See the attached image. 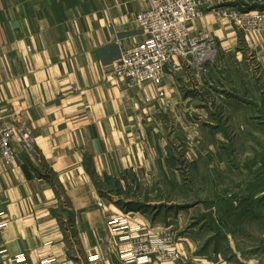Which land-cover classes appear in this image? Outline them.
I'll list each match as a JSON object with an SVG mask.
<instances>
[{
	"label": "crops",
	"instance_id": "crops-1",
	"mask_svg": "<svg viewBox=\"0 0 264 264\" xmlns=\"http://www.w3.org/2000/svg\"><path fill=\"white\" fill-rule=\"evenodd\" d=\"M261 1L205 11L191 33L213 36L212 56L200 65L187 59L161 85L130 86L113 66L148 38L135 21L146 4L0 0V119L21 130L12 141L16 162L7 165L0 150V222L7 223L0 264L19 255L26 264H125L119 254L129 246L109 225L122 215L170 232L172 213L181 216L165 191L172 126L195 122L192 112L210 105L204 89L234 84L237 67L220 66L226 57L249 64L253 55L264 76V30L242 32L219 14L258 11ZM228 247L233 255H218L219 264H264L263 253L242 258Z\"/></svg>",
	"mask_w": 264,
	"mask_h": 264
},
{
	"label": "rangeland",
	"instance_id": "rangeland-1",
	"mask_svg": "<svg viewBox=\"0 0 264 264\" xmlns=\"http://www.w3.org/2000/svg\"><path fill=\"white\" fill-rule=\"evenodd\" d=\"M257 4L263 11L264 0ZM229 57L220 66L237 67L234 84L204 89L210 105L192 112L195 122L172 126L165 191L181 216L173 212L170 232L159 235L174 240L173 263L219 264L218 255H233L229 243L242 258L264 254V76L253 55L249 64Z\"/></svg>",
	"mask_w": 264,
	"mask_h": 264
},
{
	"label": "built area",
	"instance_id": "built-area-1",
	"mask_svg": "<svg viewBox=\"0 0 264 264\" xmlns=\"http://www.w3.org/2000/svg\"><path fill=\"white\" fill-rule=\"evenodd\" d=\"M146 4V9L138 13L135 21L148 38L123 52L114 64L115 76L130 86H141L147 83L161 85L168 70L181 72L187 59L198 65L215 51V40L212 35L191 33L192 24L201 18L205 11L212 10L231 0H134ZM228 18L245 32H257L264 29V10L247 11L238 7H227L219 13ZM76 89V88H75ZM160 98L166 93L160 91ZM170 107V104L167 103ZM21 133L13 125L0 119L1 157L7 165L17 160L12 141ZM100 207L104 204L100 203ZM3 214H0L2 216ZM114 234L120 243L131 246L129 251L120 252L125 264H150L154 258L167 263L180 258L171 236L145 232L141 225L132 224L127 215L115 217L109 221ZM7 223L0 222V232ZM5 256L6 251L0 250ZM97 258H93L95 261ZM12 264H26L24 255L11 259Z\"/></svg>",
	"mask_w": 264,
	"mask_h": 264
}]
</instances>
